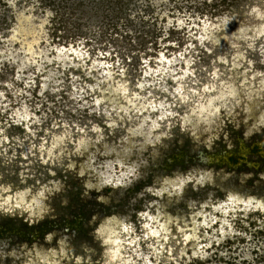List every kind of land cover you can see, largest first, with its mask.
Instances as JSON below:
<instances>
[{
    "label": "clouds",
    "instance_id": "clouds-1",
    "mask_svg": "<svg viewBox=\"0 0 264 264\" xmlns=\"http://www.w3.org/2000/svg\"><path fill=\"white\" fill-rule=\"evenodd\" d=\"M3 2L16 13L18 0ZM161 21L178 54L157 53L135 80L119 57L98 65L83 50L73 62L53 49L49 64L91 81L65 90L73 118L59 111L44 126L39 105L0 104V168L15 169L0 175V225L31 230L0 231V264H251L237 248L264 249L251 235L264 232V0ZM62 90L42 81L38 95Z\"/></svg>",
    "mask_w": 264,
    "mask_h": 264
},
{
    "label": "rangeland",
    "instance_id": "rangeland-1",
    "mask_svg": "<svg viewBox=\"0 0 264 264\" xmlns=\"http://www.w3.org/2000/svg\"><path fill=\"white\" fill-rule=\"evenodd\" d=\"M227 7L229 0H214L211 5L207 0H167V4L158 0H18L17 11L12 14L0 0V92L5 94L0 104H8L13 108L19 107L21 102L29 108L39 105L35 115L43 118L41 122L44 126L57 118L59 111H64L65 116L71 119L73 117L69 109L74 105L66 91L71 90L70 86L74 82L72 78H77V88L91 81L85 79L80 71H63L56 67L55 62L49 64L48 60L55 55L53 49L65 51L67 59L73 62V53L83 50H87V56L96 60L98 65L114 64L116 57H119L121 64L129 69V76L135 80L139 73H149L155 69V61L159 58L157 53L163 52L168 60L173 58L170 53L178 54V49L172 44L180 43L179 34L170 32L165 38L162 32L157 31V25L162 23L161 17L165 13L171 15L181 11L195 18V15H217ZM98 52L108 53L111 58H100ZM9 53L15 57V64L10 63ZM141 54L146 66L141 64ZM88 63L91 64V61ZM18 70L19 80L16 79ZM42 81H48L49 88L62 83L64 90L59 92L60 98L57 99L48 91L43 96L38 95ZM6 84L12 85L15 96ZM80 116L86 118V113L81 112ZM2 122L3 117L0 116ZM7 131L11 140L12 135L21 130L13 128ZM33 131L38 130L34 128ZM238 162L240 155L233 154L229 163L235 166ZM261 162L264 163V158ZM14 171L0 168V175L7 177ZM67 186L72 188L70 183ZM73 202H77L75 198ZM77 214L88 215L83 207L78 209ZM49 226L47 222L42 224L41 234ZM0 231L31 230L26 225L17 226L7 221L0 225ZM251 235L252 242L257 246L264 243V232ZM230 243L222 247L227 248L232 255ZM239 243L245 245L243 240ZM237 253L238 258L245 254L251 256V264H264V249L260 252L255 249L244 252L237 248ZM210 264H224V261L214 258ZM240 264L250 262L241 259Z\"/></svg>",
    "mask_w": 264,
    "mask_h": 264
}]
</instances>
